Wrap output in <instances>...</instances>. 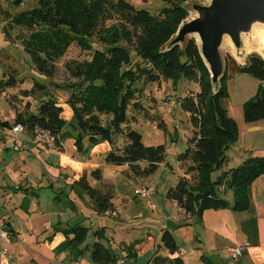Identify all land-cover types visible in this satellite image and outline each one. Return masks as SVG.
I'll list each match as a JSON object with an SVG mask.
<instances>
[{"label":"trees","instance_id":"16d2710c","mask_svg":"<svg viewBox=\"0 0 264 264\" xmlns=\"http://www.w3.org/2000/svg\"><path fill=\"white\" fill-rule=\"evenodd\" d=\"M28 0H14L16 6ZM36 7L24 10L12 18V23L31 31L24 45L37 70L52 77L56 62L65 55L69 47L77 42L83 49L88 39L97 35L107 48H95L90 60L70 61L67 69L76 82L59 86L69 89L66 103L72 109L80 131L75 137L79 152H85L84 139L88 146L109 143L106 164L128 165L137 177L154 174L166 159L164 145L147 146L142 134L131 127L129 111H145L138 102L141 83H160L180 79L198 85V91L182 99V108L190 114L193 135L187 149L178 156L184 173L176 186L167 192V199L174 201L185 213L201 218L206 210L231 209L247 211L250 206L248 188L259 177L264 176V156H250L238 167L224 170L228 165L227 152L240 136L238 122L229 115L228 80L234 72L248 74L260 84L256 95L243 104V118L247 124L264 119V58L251 54L248 63L240 66L231 56L234 68L226 66L220 80L213 82L199 46L194 38L182 44H169L189 13L182 0H161L165 6L157 13L138 9L126 0H35ZM109 20H116L106 25ZM98 27H101L98 29ZM8 33V30L5 31ZM125 42L128 46L122 44ZM130 48L134 50V59ZM40 87L42 85L39 84ZM63 107L52 97L39 104L36 114H18L10 125L0 118V127L21 125L30 136L47 135L61 141L66 120ZM148 120L156 122L145 112ZM159 128L164 126L158 123ZM119 136L125 144L119 146ZM147 163L142 166L141 163ZM221 172L216 180L213 173ZM100 170L93 172L100 176ZM83 192L89 196L99 213L113 207L112 195L91 187L84 175L78 181ZM231 193V202L227 194ZM11 228V227H10ZM12 231V229H11ZM71 244H83L88 228L80 224L64 230ZM104 229L96 232L102 238ZM160 250L170 255L180 250L175 236L168 229L162 231ZM93 264H119V258L101 241L88 248ZM181 261L156 256L154 264H170Z\"/></svg>","mask_w":264,"mask_h":264},{"label":"rangeland","instance_id":"374dc122","mask_svg":"<svg viewBox=\"0 0 264 264\" xmlns=\"http://www.w3.org/2000/svg\"><path fill=\"white\" fill-rule=\"evenodd\" d=\"M126 1L132 3L138 9H145L154 14H157L165 6L161 0ZM213 1L182 0L183 5L188 9L189 15L182 22L180 28L199 17L198 7H210ZM34 7H36L35 0H28L20 6H16L14 0H0V118L13 125L18 114H36L39 104L52 97L64 109L63 117L66 120V125L63 133L65 136L61 141H56L54 144L47 142L46 139L41 140L36 145V149H32V152H30V154L35 155L28 156L27 153H23L13 159L19 152L11 150V153H8L4 151L3 148L7 146L5 142L11 141V138L9 140L11 133H9V128L0 127V142L4 141L0 144V155L5 152L2 157L12 162L20 157L28 159L30 161L28 168L41 173L46 182L51 179L57 185V179H61V182H59L61 188L57 193L61 196V200L59 199L54 204L51 203L56 200V189L44 188L40 193L42 202L52 204L53 207L48 209L54 208V211L52 210L56 214L54 220L51 217L54 225L61 217L64 227L70 228L80 224L88 228V235L83 243L84 247H91L95 241H101L111 252L118 256L119 264H154V257H164L166 253L164 249L160 250L159 245L161 244L162 231L168 229L175 236L180 247L189 252L192 248L191 244L188 243L190 231L176 226V222L179 220V209L174 201L167 199L166 195L170 188L176 186L179 176L184 173V170L180 167L178 156L187 149L188 140L193 135L190 114L183 110L182 99L186 95L197 92L198 85L185 79H180L177 83L161 81L160 83L147 84L143 82L139 85L141 92L138 102L142 104L145 111L130 109L129 114L134 117L131 121V127L142 134L145 145H164L166 149L165 161L149 177L134 176L128 165L106 164L104 157L107 152L103 151V146L91 151L90 149L95 146L89 147L88 139H84V147H88V149L83 154L77 151L76 157L82 158L81 155H85L87 160L93 163L90 168L93 170L92 173L98 169L100 170V176L97 179L100 182L95 181L96 177L94 178L92 173H90L92 176L90 178L93 179L92 182L95 185H98L102 193L110 192L113 198V207L104 213H99L93 201L83 192L80 186H73L74 191L70 187H65L63 181L73 183V176L69 175L68 178L66 176L68 174L60 170L58 167L59 158L54 155L58 156L59 152L65 151L66 154H70L76 148L73 141L80 133L72 125V123H76V120L72 109L66 103L71 91L59 87L77 81L67 69V63L75 60H90L92 51L95 48L106 49L107 46L98 39L97 35L88 39L87 49H83L77 42H74L65 55L56 62V71L52 77L41 74L24 49L31 31L12 23V18L15 15ZM115 22L116 20H109L105 24L112 25ZM7 30L8 33H5ZM225 37L230 40L235 51L224 40ZM176 38L177 34L169 44H173ZM189 38L195 39L192 35L187 36L185 41ZM224 39L220 47L224 70L226 66L232 69L234 65H232L231 57L237 56V58L244 59L250 56V52L259 54V50L262 51V49L264 52V22L255 20L248 30L240 31L239 46H236L229 34L225 35ZM122 44L128 46L125 42H122ZM251 45L253 48L248 51L247 49ZM130 50L134 59L137 60L134 50L132 48ZM259 84L260 82L257 79L248 74L241 72L231 74L228 80L230 94L228 112L232 118L236 120L237 116L241 114L243 117V104L256 95ZM145 112L155 117L156 122L148 120ZM158 123L162 124L164 128H159ZM28 135L30 137L29 142L36 139V136ZM248 136L246 132H242L237 142L227 152L229 162L224 170L238 167L250 156L251 150H243L248 147ZM258 136H261V134L259 133ZM253 137L255 142V135ZM19 141L27 142L21 139ZM117 143L119 146H123L125 138L119 136ZM141 165L144 167L147 163L143 162ZM2 174L4 173L2 172ZM220 174L221 172H215L212 178L216 180ZM103 176L105 179L101 181ZM139 190H149L152 194L149 198L142 197L139 193L137 194ZM229 194H227V197ZM230 197L232 199V196ZM1 212L3 213L4 209H1ZM51 218H49V221ZM100 229H104L102 238L96 235V232ZM12 233L13 239L7 248L8 253L11 255L10 261L13 260L14 255L12 246L21 243L23 240L21 236H16L13 231ZM59 234V239L67 240L65 233ZM17 250L15 260L18 263L20 262L19 264H25L27 260H30L29 254L21 245L17 246ZM45 251L48 250L45 248ZM66 252L72 257L76 254L72 249ZM8 263L11 264L9 261ZM73 264H93V262L91 257L86 258L80 255L79 260L74 261Z\"/></svg>","mask_w":264,"mask_h":264},{"label":"crops","instance_id":"0c3cea01","mask_svg":"<svg viewBox=\"0 0 264 264\" xmlns=\"http://www.w3.org/2000/svg\"><path fill=\"white\" fill-rule=\"evenodd\" d=\"M252 53L255 52H250L249 55ZM259 54L264 58L263 49L259 50ZM248 57L243 59L233 56L240 66L248 63ZM236 120L240 135L242 132L249 135L248 147L243 150H251V154L255 156H264V119L247 124L241 114L237 116ZM9 133H11L9 136L11 141L5 142L7 146L3 149L5 152L11 153L15 135L12 131ZM259 133L261 136H258ZM18 138L30 141L26 132L19 134ZM1 142L0 144L4 143V141ZM73 144L75 146V140ZM101 146L104 148L103 151L108 152L110 149L109 143L105 142L90 150L94 149L95 151ZM87 149L88 147H85V151ZM77 151L75 148L70 154H66L65 151L59 152L58 156L54 155L59 158L58 167L60 170L68 174L66 175L68 178L69 175L73 176V183L63 181L65 187H70L74 191L73 186H77L80 178L86 175L89 185L100 190L90 178L96 177L92 173L93 170L90 169L93 163H90L85 155H81L82 158L76 157ZM5 152L0 155V206H2L1 209H4L2 214L14 234L21 236L23 240L21 243L15 244L16 246H12L14 262L2 258L0 264H9L8 261L11 264L20 263L15 260L18 245L26 249L30 256V260H27L25 264H73L74 261L79 260L80 255L86 258L90 257L89 246L71 244L69 242L71 236L67 237L69 243L67 240L59 239V233H64V230L69 229V227H64L61 217L55 225L52 223L56 214L52 212L54 208H48L53 207L51 203L54 204L59 199L61 200V196L57 194L61 188L59 185L61 179H57V185L51 179L46 182L41 173L28 168L30 162L28 159L20 157L15 162L8 161L7 158L2 157ZM30 152L32 151L19 152L13 159L23 153H27L28 156L35 155ZM83 153L81 152V154ZM97 179L98 177L95 181L100 182ZM103 179H105L104 176L101 181ZM44 188L56 189L55 201L48 204L42 202L40 193ZM229 196L232 194L228 195V199L232 202L233 197L231 199ZM248 197L250 200L249 209L242 212L231 209H209L203 213L201 218H196L178 208L179 220L176 222V226L190 231L188 243L192 248L188 252L178 244L180 250L177 254L170 255L167 250H164L166 251L164 257H169L172 260L181 259L177 263L171 262L170 264H264V176L257 178L248 188ZM58 216L60 215L58 214ZM49 218H51L50 221ZM240 246L244 247L243 252L237 260H233L230 249ZM45 248L48 251H45ZM69 249H72L74 254L76 253L74 257L67 254L66 251Z\"/></svg>","mask_w":264,"mask_h":264},{"label":"water","instance_id":"95a60500","mask_svg":"<svg viewBox=\"0 0 264 264\" xmlns=\"http://www.w3.org/2000/svg\"><path fill=\"white\" fill-rule=\"evenodd\" d=\"M199 17L179 27L173 44H181L187 36L200 35L196 39L201 55L216 83L224 73L220 47L229 34L239 46V34L248 30L255 20L264 22V0H214L210 7H198Z\"/></svg>","mask_w":264,"mask_h":264},{"label":"built area","instance_id":"2783aa9c","mask_svg":"<svg viewBox=\"0 0 264 264\" xmlns=\"http://www.w3.org/2000/svg\"><path fill=\"white\" fill-rule=\"evenodd\" d=\"M11 131L15 135L14 144L11 145V149H13V151L15 152L31 151L32 149L36 148V145H38L41 140L44 139H46V141L49 143L54 142L53 138L41 134L36 136V139H33L31 142L19 141L18 135L25 132L24 128L21 125L14 126V128ZM138 193L142 197H146V198H149L152 194V192H150L149 190H139L137 194ZM12 239H13V233L4 215L1 212V206H0V259L1 258H7L9 260L11 259V255L8 253L7 248L10 246ZM243 249L244 247L242 246L231 248L230 253L232 259L237 260L241 256Z\"/></svg>","mask_w":264,"mask_h":264},{"label":"bare ground","instance_id":"6f19581e","mask_svg":"<svg viewBox=\"0 0 264 264\" xmlns=\"http://www.w3.org/2000/svg\"><path fill=\"white\" fill-rule=\"evenodd\" d=\"M254 22L255 21H253L252 23H251V25H253L254 24ZM194 37L198 40V42L200 41V35L197 33V34H195L194 35ZM230 46H231V48L234 50V48H233V45H232V43L230 42V40L227 38V37H225V39H224ZM254 41V40H253ZM227 45V44H226ZM259 45H261V44H259ZM257 46V45H256ZM252 48H253V46L251 45V47L249 48V49H247L248 51H251L252 50ZM261 49H262V47H260ZM235 51V50H234ZM237 59V58H236Z\"/></svg>","mask_w":264,"mask_h":264}]
</instances>
